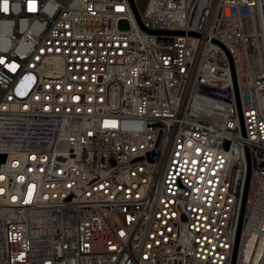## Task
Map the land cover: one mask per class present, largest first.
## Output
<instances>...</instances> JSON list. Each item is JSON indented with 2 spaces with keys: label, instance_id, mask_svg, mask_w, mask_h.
Masks as SVG:
<instances>
[{
  "label": "built area",
  "instance_id": "built-area-1",
  "mask_svg": "<svg viewBox=\"0 0 264 264\" xmlns=\"http://www.w3.org/2000/svg\"><path fill=\"white\" fill-rule=\"evenodd\" d=\"M140 2L0 0V264H264V0Z\"/></svg>",
  "mask_w": 264,
  "mask_h": 264
},
{
  "label": "water",
  "instance_id": "water-1",
  "mask_svg": "<svg viewBox=\"0 0 264 264\" xmlns=\"http://www.w3.org/2000/svg\"><path fill=\"white\" fill-rule=\"evenodd\" d=\"M237 98H238V95H237ZM238 104H239V98H238ZM5 160H6V156L5 155H0V164L3 163V162H5ZM248 187H249V179L247 180V184H246V188H245V194H244V199H243L242 212L244 211V206H245V203H246ZM241 224H242V217H241V220H240V226H239V231H238V238H239V234H240Z\"/></svg>",
  "mask_w": 264,
  "mask_h": 264
},
{
  "label": "rangeland",
  "instance_id": "rangeland-1",
  "mask_svg": "<svg viewBox=\"0 0 264 264\" xmlns=\"http://www.w3.org/2000/svg\"><path fill=\"white\" fill-rule=\"evenodd\" d=\"M145 6H146V0H141V2H140V9H141V11L144 10Z\"/></svg>",
  "mask_w": 264,
  "mask_h": 264
}]
</instances>
